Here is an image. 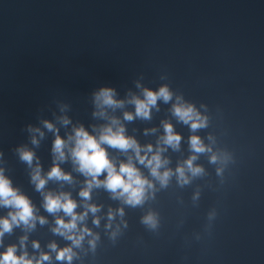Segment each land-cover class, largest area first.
Wrapping results in <instances>:
<instances>
[{"label": "water", "instance_id": "95a60500", "mask_svg": "<svg viewBox=\"0 0 264 264\" xmlns=\"http://www.w3.org/2000/svg\"><path fill=\"white\" fill-rule=\"evenodd\" d=\"M137 82L153 90L167 85L173 97L158 100L149 119L123 120L122 113L133 110L127 102L107 114L119 118L141 145L155 146L161 121L170 122L181 136L178 149L162 153L173 174L161 186L137 165L153 182L137 206L93 188L89 202L100 206L99 224L91 213L83 223L98 239L90 249L86 236L72 264H264V0H0V167L31 199L36 214L47 218L27 232L13 227L0 250L19 245L23 235L30 255L49 252V242L70 243L51 231L53 214L41 206L31 169L16 147L31 148L33 165L38 162L46 173L53 163V134L41 121H51L62 137L76 124L92 131L107 122L93 116L92 94L111 87L116 99L126 101L141 94ZM176 96L205 115L207 125L192 130L173 116ZM61 115L71 123L60 124ZM29 125L44 131L37 145L30 142ZM191 135L218 159L211 162L207 151L193 153ZM107 151L124 159L117 149ZM193 154L203 171L193 176L185 169L188 182L178 183L175 168ZM59 166L72 182L50 180L45 190L67 191L79 201L85 177L70 160ZM7 211L0 207V216ZM148 213L157 218L155 228L142 223ZM33 240L39 249L32 248ZM50 255L43 264H66Z\"/></svg>", "mask_w": 264, "mask_h": 264}, {"label": "clouds", "instance_id": "9594fccd", "mask_svg": "<svg viewBox=\"0 0 264 264\" xmlns=\"http://www.w3.org/2000/svg\"><path fill=\"white\" fill-rule=\"evenodd\" d=\"M136 87L140 89V95L130 94L127 100L115 98V90L111 87L102 86L93 94V104L95 111L93 116L105 119L107 122L100 126H91L89 131L82 124L72 125L71 131L65 136L58 134V129L49 120H42L44 129L52 132L53 140L51 152L53 163L44 174L37 162L33 165V160L37 159L34 151L26 145H18L15 149L19 159L25 162L30 171V182L36 191L41 193V206L50 214H53V225L51 231L69 241L62 247L49 242L47 248L49 252L40 251L38 255H30L25 248L27 235L19 238V245H6L0 250V264H43L50 262L53 257L50 252L55 254V260L64 261L72 264L73 258L77 257L75 249L81 248L85 237H89L87 243L90 249L95 248L98 234L83 223L88 214L92 215V223L99 224V218L95 215L100 206L90 203V194L93 188H104L112 198L122 200L130 206H137L144 202L150 190L153 189V182L149 180L137 167L143 165L148 169L151 177L155 178L161 186H165L173 170L166 167L168 160L162 153L168 147L173 150L178 149L181 136L174 131L173 126L167 120L161 121L163 133L157 139L156 145H141L133 136L126 134L124 125L120 119L107 114V109L121 107L125 102L133 106L132 111L122 113L123 120L131 121L134 118L149 119L151 110L157 107V101L167 103L172 99L173 93L167 85H161L155 90L142 87L137 82ZM203 107V106H202ZM63 112V108H61ZM171 112L179 121L187 124L190 129L203 128L207 125V117L202 115L191 103L185 102L180 96L175 97L171 105ZM60 124L69 125L70 119L61 115L58 117ZM30 133L32 145L39 143V138L44 136V131L40 127H27ZM155 131V129H145V133ZM189 147L193 153L209 152V160L215 162L218 157L209 145H205L199 136L191 135L188 140ZM117 149L124 156V159L117 160L111 156L107 148ZM70 160L74 170L85 177L83 186L78 190L79 201L72 198L70 192L45 190V185L50 180L71 183L73 177L64 171L59 165L65 160ZM196 156L190 155L183 164H178L175 174L178 183H187L188 176L185 169L191 175L200 174L203 169L199 165H194ZM219 172L220 169H217ZM102 176V178H101ZM81 211L77 212V207ZM0 207L7 208V214L0 216V244L5 233H10L13 227H22L26 232L33 229L36 223L41 225L47 223V218L37 215L36 208L31 199L19 188L14 187L12 180L5 174L0 167ZM62 213V215H56ZM117 215H123V209L115 210ZM113 211L107 212L108 220L113 218ZM142 223L150 228L157 226V218L153 213H148L142 217ZM111 224L106 223L105 228H110ZM119 226L110 233L115 237ZM33 249H39V242H31Z\"/></svg>", "mask_w": 264, "mask_h": 264}]
</instances>
